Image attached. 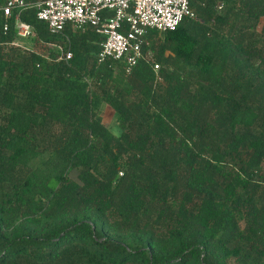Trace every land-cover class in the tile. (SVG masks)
Returning <instances> with one entry per match:
<instances>
[{
  "label": "trees",
  "instance_id": "1",
  "mask_svg": "<svg viewBox=\"0 0 264 264\" xmlns=\"http://www.w3.org/2000/svg\"><path fill=\"white\" fill-rule=\"evenodd\" d=\"M190 10L146 37L162 82L32 8L11 46L0 10V264H264V0Z\"/></svg>",
  "mask_w": 264,
  "mask_h": 264
},
{
  "label": "built area",
  "instance_id": "2",
  "mask_svg": "<svg viewBox=\"0 0 264 264\" xmlns=\"http://www.w3.org/2000/svg\"><path fill=\"white\" fill-rule=\"evenodd\" d=\"M223 4H218L221 10ZM36 9L37 18L47 24L51 34L58 35L70 26L84 33L94 30L104 37L98 55V63L108 60L123 63L127 75H131L140 61L149 64L156 73V81L162 82L160 66L151 52L144 51L148 33L175 31L184 19H196L190 10V0H43L30 3L25 0H6L0 9L3 13L4 31L14 18L17 39L10 44L25 52H33L36 39L34 27L21 20L22 11ZM59 51L57 61L68 63L73 53L63 46L50 45Z\"/></svg>",
  "mask_w": 264,
  "mask_h": 264
},
{
  "label": "rangeland",
  "instance_id": "3",
  "mask_svg": "<svg viewBox=\"0 0 264 264\" xmlns=\"http://www.w3.org/2000/svg\"><path fill=\"white\" fill-rule=\"evenodd\" d=\"M260 29H261V26H260ZM102 116H103V123L105 124V126L111 128L112 131L115 134H117L118 130L114 124V114L112 110L108 107H105Z\"/></svg>",
  "mask_w": 264,
  "mask_h": 264
}]
</instances>
